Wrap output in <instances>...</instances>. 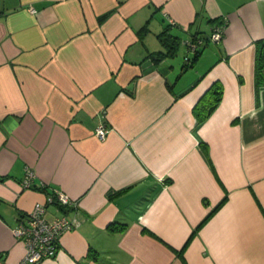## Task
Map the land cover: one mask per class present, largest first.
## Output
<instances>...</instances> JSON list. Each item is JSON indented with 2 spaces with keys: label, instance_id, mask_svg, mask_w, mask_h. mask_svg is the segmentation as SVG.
I'll return each mask as SVG.
<instances>
[{
  "label": "crops",
  "instance_id": "obj_1",
  "mask_svg": "<svg viewBox=\"0 0 264 264\" xmlns=\"http://www.w3.org/2000/svg\"><path fill=\"white\" fill-rule=\"evenodd\" d=\"M166 26L179 44L155 61ZM257 40L264 0H0V264H21L12 229L55 190L79 221L40 264H264Z\"/></svg>",
  "mask_w": 264,
  "mask_h": 264
},
{
  "label": "built area",
  "instance_id": "obj_2",
  "mask_svg": "<svg viewBox=\"0 0 264 264\" xmlns=\"http://www.w3.org/2000/svg\"><path fill=\"white\" fill-rule=\"evenodd\" d=\"M33 10V8H30ZM223 27L215 26L209 35V41L218 42L223 37ZM201 39L189 40L185 44L189 50H194ZM107 129L100 125L95 134L103 139ZM35 173L26 168L21 185L29 187L32 184ZM57 203L61 208L60 214L47 218L46 207L49 203ZM79 204L77 198L69 196L62 190H55L47 197L45 202H36L28 214L24 215L12 229L15 239L24 245L25 253L22 263L40 264L43 260L54 258L59 250L62 234L71 230L78 224Z\"/></svg>",
  "mask_w": 264,
  "mask_h": 264
},
{
  "label": "trees",
  "instance_id": "obj_3",
  "mask_svg": "<svg viewBox=\"0 0 264 264\" xmlns=\"http://www.w3.org/2000/svg\"><path fill=\"white\" fill-rule=\"evenodd\" d=\"M105 17V15L101 16L99 20H102ZM169 26H166L161 32L157 34V37L159 39V42L161 43L163 50L152 52L151 56L155 61H158L161 56L165 54L172 55L174 52H176L177 47H178V38L174 35H172L169 32ZM210 35V34H209ZM209 35L205 39L209 41ZM195 39H201L200 37H196ZM192 40V41H193ZM202 43L199 44L192 52L194 53L192 57H189L188 55L185 56V62H184V67L191 66L193 61L195 60L197 56V52L199 49L200 45H203L205 41L203 39ZM254 74H255V82L257 85H264V40H257L256 41V55H255V68H254ZM209 95V101L206 104H201L200 101H198L194 107H193V112L195 114V117L197 118L198 121L204 120L210 113L211 111L215 108L217 103L221 99L222 95V86L218 83H213L206 91ZM203 144V143H202ZM203 152L207 154V145L203 144L202 145ZM224 200V199H223ZM222 200V201H223ZM222 201L218 204L220 205ZM215 206L214 210L218 207ZM211 214L208 213L205 218L196 226L195 230L200 227L204 223V221L209 217ZM193 230V231H195ZM183 249V247H182Z\"/></svg>",
  "mask_w": 264,
  "mask_h": 264
}]
</instances>
